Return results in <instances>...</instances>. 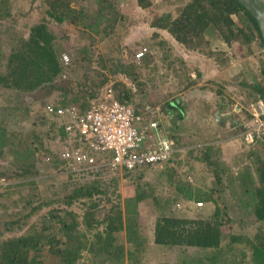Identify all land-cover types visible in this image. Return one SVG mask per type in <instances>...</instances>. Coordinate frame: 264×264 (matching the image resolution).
I'll return each mask as SVG.
<instances>
[{
	"label": "trees",
	"instance_id": "obj_1",
	"mask_svg": "<svg viewBox=\"0 0 264 264\" xmlns=\"http://www.w3.org/2000/svg\"><path fill=\"white\" fill-rule=\"evenodd\" d=\"M135 2L141 9L155 4L160 11L146 21V25L154 29L153 43L145 41L150 48L147 45L138 58L128 61L119 57L112 61L108 57L103 59L94 47L97 40L117 33L123 15L117 0H43L45 8L28 27L26 36L14 33L13 37H8L7 30H0V40L6 43L5 49H0V88L14 91L17 100L16 106L9 105L4 112L8 117L22 112L25 117L37 107L34 111L40 115L39 121L31 123L29 128L17 130L8 128L0 119V160L9 155L6 162L0 161V178L16 181L0 188V197L14 193L21 196L11 205L0 200V233L20 229L31 217H37L23 233L0 238V264H77L85 253L88 264H123L125 259L129 264H145L146 242L139 222V212L145 203L151 205L154 213L151 234L154 244L178 251L190 247L207 252L205 257L182 256L176 264H200L202 258L210 264L217 261L264 264V120L258 130L252 131L251 141L242 139L241 149L229 157L231 162L222 159L218 145L205 143L198 147L193 158L204 163L208 175L200 185L176 174L181 161L175 160L174 153L165 163L121 170V175L128 180L122 197L117 188L118 173H107L104 171L107 168H101L98 173L90 171L92 174L87 178L75 175L81 172L66 175L48 195L29 189L43 172L67 168L59 153L68 136L62 125L55 124L60 120L45 114L44 106L46 103L76 104L84 109L90 99L100 94L105 79L91 67L93 55L99 66L110 62L112 74L124 75L132 83L127 86L115 81L105 91L110 90L122 103L139 106L142 104L135 102L134 88L139 89L143 83V69L147 65L155 68L151 49L155 46L164 54L171 49L161 32L170 35L175 44L202 53L210 60L220 54V45L234 46L240 57L257 59L258 72L252 74V81L247 85L251 90L241 91L250 103L260 102L264 107L263 40L256 20L237 0ZM12 6L11 1L0 0V23L9 18ZM64 23L78 33L82 30L83 39L73 41L71 35H59L56 26ZM63 53L69 56L67 65L61 61ZM227 59L224 54L220 57L223 65ZM73 73H81V77L77 79ZM196 81L190 79L192 85ZM222 87L221 84L215 87L217 96L223 95ZM161 111L159 118L166 114L179 119L184 105L173 97ZM240 130L243 133L241 126ZM52 143L59 145L52 149ZM192 151L189 150V154ZM39 152L50 154L48 160L52 161L40 160ZM109 157L110 152L104 154L103 161ZM157 167L160 169L152 170L154 175L149 179L146 171ZM102 199L109 205L103 206ZM77 202H81L84 209L81 221L78 214L69 209ZM180 202L205 206L193 210L191 217L183 216L173 211V206ZM232 219L240 223V229L255 224L254 229L248 235L226 234L223 226L232 224ZM120 232L128 249L117 237ZM241 237L246 238L242 241Z\"/></svg>",
	"mask_w": 264,
	"mask_h": 264
},
{
	"label": "rangeland",
	"instance_id": "obj_2",
	"mask_svg": "<svg viewBox=\"0 0 264 264\" xmlns=\"http://www.w3.org/2000/svg\"><path fill=\"white\" fill-rule=\"evenodd\" d=\"M9 1H11L13 5L11 8V14L9 18H6L4 22L0 23V30H7L8 37H13L14 33L26 36L28 33V27L37 21L45 8L43 0ZM117 1L119 2V7L123 12L122 20L117 28V33L104 38L101 41L97 40V42L94 43V47L95 50L101 54L103 59H106V57L110 60H115L116 57L127 61L133 59V57L136 59L135 55L139 53V51L145 52L147 45L149 46V43L147 44V42H145L146 40H150V43H153L151 35L152 32H154V29L148 27L146 25V21L153 18V16L156 15L160 9L154 6L155 4L151 8L141 9L140 5L137 4L135 0ZM153 1L158 3L161 0ZM56 30L61 36L71 35L73 37V41H80L84 37L81 32L82 30L78 33L74 27L67 23L57 25ZM78 36L80 37L76 39ZM161 37L168 41L171 49H169V53L165 52V54L162 50L156 48L155 46L151 49L155 68L151 64L147 65L145 69H143V83L139 86V89L136 88L137 86L134 88L136 93L135 102L139 101V104H150L152 106L158 105L161 108L168 100H171L173 97H177L179 101L183 103L184 111L182 118L173 119L172 117H168L166 114H163L159 118L160 127L162 132L173 142L175 147V160L181 161V164L176 167V174L186 179L189 183L200 185L208 179V175L207 168L204 163L199 160H194L193 158L195 157V154L197 155L198 147L205 143H212L221 148V140H227L226 136H231L232 133H234L235 136L231 138L237 139L239 148H237L236 151H239L241 149L242 139L244 138L241 130L240 133L236 135L240 126L243 130H258L257 128L261 125H257L256 120H260L263 124L264 107L262 103L252 102L250 104L248 96L245 94L251 90L247 85H249L252 81V74L258 72V69L255 66L257 59L254 57L244 59L238 55L237 47H226L220 45V54H215L216 59L214 58L215 60H210V58L204 57L205 55L202 53L185 49L181 45H177V43L175 44L170 38V35L164 32H161ZM1 41L2 39L0 40V49L4 50L6 43ZM140 42L142 44H139ZM71 43L73 42L71 41ZM139 45L142 46L140 47ZM216 53H218V51H216ZM223 54L228 58L225 65H223L220 61V57ZM98 63L99 61L96 60V55H93L90 65L97 71L98 74L104 76L105 79V83L102 86L103 88H101L102 90L99 93L105 91V89L109 85H112L115 81H122L127 86H132V83H130L124 75H120L118 73L112 74V72H110L111 68H113L110 62L105 61L104 67H102V65L99 66ZM164 67L168 68V70H165ZM196 73H199L200 78L199 76H196ZM72 75L77 79L81 77V73H78L77 75L73 73ZM190 79H196L197 81L192 85L190 83ZM231 80H235V82L239 83L238 85L235 84V89H238V93L235 95L236 105L239 106V110L234 112L236 115L234 122L236 123L232 124L233 118L228 117L224 121L226 124V130L220 128V132L218 133L213 124V117L208 116V111L206 109H209L210 105H207V101H211L214 98V89H216V86L218 87V84L222 85L227 81L231 82ZM213 82H215V84H213ZM206 87L207 90L204 89ZM210 87H212V91L209 89ZM224 87L226 89L225 92L234 89L232 86ZM242 89L245 93L241 91ZM239 91L241 92L239 93ZM16 102L17 100L15 98L14 91L11 92L10 90L0 88V119L3 120L8 128L15 130L18 128L26 129L30 127L31 123L39 121L38 118H40V115L35 112L37 107H34L33 111L25 117L22 115V112L11 113V116L8 117V115L4 112L5 108L9 105L16 106ZM232 103H235L234 100ZM21 116H23L22 120ZM47 124L49 125L50 123L47 121ZM55 124H58V122H55ZM56 142L58 143V141ZM57 143H52V149L58 147L59 144ZM67 143L68 142L65 140L62 147ZM70 143H73V141ZM191 149L193 151L189 154L188 151ZM221 153L224 161L231 162V158L229 159V157L232 154H229L227 150H222ZM231 153H234L233 156L235 155V152ZM8 156L9 155L7 153V155L2 157L3 162L8 160ZM50 156V154L43 152H39L38 155L40 160H43L44 162H51L52 160L49 161ZM2 159L0 161H2ZM66 167L67 168L59 167L60 171L43 172L36 179V182L34 183L35 186H30L29 189L33 193H39L44 196L50 194L56 187H58L66 178V175L74 174V172H81L80 174L75 175L87 178L92 174L90 171L83 170L69 171V167ZM154 169H160V167L148 169L146 171V176L149 177V179L152 175H154V172L152 171ZM104 171L111 174H114L115 172L118 173L119 181L117 188L119 195L122 197L126 193L128 180L121 175V170H110L107 168ZM188 177H190V180H188ZM14 183H16L15 180L5 179L3 177L0 178V188H4L6 185ZM15 188L16 187L12 189L14 190ZM49 189L50 191L46 192ZM16 197L20 198L21 196L19 193H14L13 195L10 194L0 197V200L4 201L8 205H11ZM101 204L103 206L106 204L109 205L105 199H102ZM103 206L101 207V210H103ZM204 206V204L201 206L195 204L194 206L191 202L187 204L180 202L173 206V211L177 215L191 217L193 215V210H197L198 207L200 209ZM69 209L75 211L79 216L78 219L80 221L82 220V213L84 209L82 208L81 202L72 204ZM39 214H41V212H39ZM36 219L37 217L35 216L31 217L20 229L14 228L11 231H3L0 233V238L23 233L29 225L34 223ZM232 221V224L223 226V231L226 234L233 232L241 235H248L252 232L255 226V224H250L247 229H240V223H235V220L233 219ZM139 222L141 227V236L146 242V246L143 251V261L145 264H176L182 256H186L187 258L190 256L191 258L193 256H204L207 253L206 251L197 248L188 247L182 251H178L176 248H169L154 244L151 237L152 226L154 223V213L151 205L148 203L143 204L140 209ZM93 224H95V222H93ZM80 227H83V224H81ZM117 237L120 242H123L125 249H128L129 245L125 242L123 232L118 233ZM245 238L246 237H241V240L243 241ZM241 240L235 242L239 243ZM85 254H83V256L78 260L77 264H88ZM123 264H129L127 259L124 260ZM200 264H210V262L206 258H202ZM214 264L228 263H224V261H217Z\"/></svg>",
	"mask_w": 264,
	"mask_h": 264
},
{
	"label": "built area",
	"instance_id": "obj_3",
	"mask_svg": "<svg viewBox=\"0 0 264 264\" xmlns=\"http://www.w3.org/2000/svg\"><path fill=\"white\" fill-rule=\"evenodd\" d=\"M141 54L139 51L135 57ZM61 61L67 65L69 56L63 53ZM44 111L60 120L58 126L62 125L68 136L59 156L69 171L132 170L165 163L175 153L173 142L161 130L159 116L163 112L157 105L125 104L106 90L90 99L84 109L76 104L46 103ZM256 123L262 124L260 120ZM252 131H243L245 140H252ZM108 152L111 157L103 161Z\"/></svg>",
	"mask_w": 264,
	"mask_h": 264
},
{
	"label": "crops",
	"instance_id": "obj_4",
	"mask_svg": "<svg viewBox=\"0 0 264 264\" xmlns=\"http://www.w3.org/2000/svg\"><path fill=\"white\" fill-rule=\"evenodd\" d=\"M222 91H223V95L221 96H217L214 93V98L211 101H207V105H210V110L206 109L208 111V116L209 117H213L214 120V126L217 130V132L219 133V129H225L226 128V124H225V120L229 117V118H233L232 124L236 123L234 122V118L236 117V115L234 114V112H236V110H239V106L236 105V96L238 93V89H235V82L234 80L227 81L225 84H222ZM229 87L232 86L234 89H231L230 91L225 92V87ZM241 91H239L240 93ZM234 100L235 103H232ZM249 104V103H247ZM251 104V103H250ZM249 104V105H250ZM233 111V112H231ZM218 115H225V118H220L218 117ZM228 122V121H227ZM229 126V125H228ZM226 130V129H225ZM235 132V131H234ZM238 135V133L240 132H236ZM235 136L234 133H232L231 136H226L227 140H221L222 143H220L222 150L224 151H228L229 154H234L231 152H235V150H237V148H239V144L236 138H231ZM232 149V150H231Z\"/></svg>",
	"mask_w": 264,
	"mask_h": 264
},
{
	"label": "water",
	"instance_id": "obj_5",
	"mask_svg": "<svg viewBox=\"0 0 264 264\" xmlns=\"http://www.w3.org/2000/svg\"><path fill=\"white\" fill-rule=\"evenodd\" d=\"M237 1L256 20L261 38L263 40V54H264V2L263 0H237ZM218 117L225 118V115H218Z\"/></svg>",
	"mask_w": 264,
	"mask_h": 264
}]
</instances>
